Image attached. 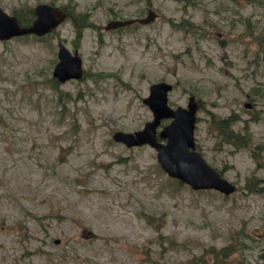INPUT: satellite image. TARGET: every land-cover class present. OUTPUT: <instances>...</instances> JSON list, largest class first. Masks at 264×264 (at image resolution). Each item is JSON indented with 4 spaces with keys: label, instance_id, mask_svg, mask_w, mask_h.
Instances as JSON below:
<instances>
[{
    "label": "rangeland",
    "instance_id": "374dc122",
    "mask_svg": "<svg viewBox=\"0 0 264 264\" xmlns=\"http://www.w3.org/2000/svg\"><path fill=\"white\" fill-rule=\"evenodd\" d=\"M40 2L88 15L77 47L83 76L53 82L58 41L76 48L70 17L42 36L0 39V264H186L226 245L234 250L225 264L262 261L264 0L0 7L14 14ZM149 8L148 23L105 29ZM160 80L173 85L172 107L195 96L196 149L236 191L193 189L167 175L154 147L113 139L152 119L143 97ZM231 115L230 129L251 135L247 146L222 140L213 124Z\"/></svg>",
    "mask_w": 264,
    "mask_h": 264
},
{
    "label": "water",
    "instance_id": "95a60500",
    "mask_svg": "<svg viewBox=\"0 0 264 264\" xmlns=\"http://www.w3.org/2000/svg\"><path fill=\"white\" fill-rule=\"evenodd\" d=\"M33 13L31 22L25 25L20 23L16 15L0 7V39L8 40L26 34L45 35L68 16L66 9L47 2L37 3L33 7ZM155 16L156 12L149 8L145 17L110 20L105 29H116L136 21L145 24ZM57 46L58 60L53 67L52 76L59 82L81 78L83 66L79 50L69 49L63 41H58ZM172 87L171 83L163 80L151 83L143 102L150 108L152 119L134 131L116 130L112 135L113 139L127 146L148 144L154 147L157 161L167 175L193 189H214L225 195L236 191L237 185L225 178L196 149L194 129L198 102L195 96L191 94L188 97L186 106L172 107L168 103V92ZM162 119L169 121L161 125ZM252 264H264V259Z\"/></svg>",
    "mask_w": 264,
    "mask_h": 264
},
{
    "label": "trees",
    "instance_id": "16d2710c",
    "mask_svg": "<svg viewBox=\"0 0 264 264\" xmlns=\"http://www.w3.org/2000/svg\"><path fill=\"white\" fill-rule=\"evenodd\" d=\"M68 12V16L73 21V24L76 27V42L75 47H78L79 40L82 37V29L83 27H86L90 24V21L88 20V15H81L80 17H77L76 15L72 14L71 12ZM33 14V9H28L26 11H21V13L15 12L14 15L17 16L18 20L21 24H29L31 20V16ZM182 23H176L177 26H180ZM54 78V79H53ZM52 79L54 80V85L57 86L58 82L55 81V77ZM51 79V80H52ZM57 80V79H56ZM235 120V117L233 115L228 116L226 118H220L213 121V124H216V127L218 129V133L221 136L222 140H226L227 142H231L232 144H235L236 147H244L247 146L251 135L249 133L243 132V134H240L238 132H234L232 129H230L231 125L233 124ZM247 188L252 190V186L247 185ZM234 250V248L230 245L223 246L219 249H215L214 247L206 248L204 252L199 256H192L190 257L186 264H204L207 254H210L213 258V264H225L224 260L227 259V257L231 254V252Z\"/></svg>",
    "mask_w": 264,
    "mask_h": 264
},
{
    "label": "flooded vegetation",
    "instance_id": "af4514ba",
    "mask_svg": "<svg viewBox=\"0 0 264 264\" xmlns=\"http://www.w3.org/2000/svg\"><path fill=\"white\" fill-rule=\"evenodd\" d=\"M231 143V142H230Z\"/></svg>",
    "mask_w": 264,
    "mask_h": 264
}]
</instances>
